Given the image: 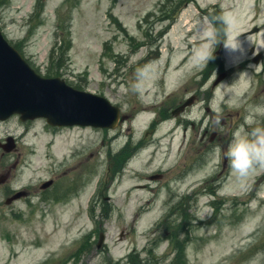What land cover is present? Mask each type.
Segmentation results:
<instances>
[{"label": "rangeland", "instance_id": "374dc122", "mask_svg": "<svg viewBox=\"0 0 264 264\" xmlns=\"http://www.w3.org/2000/svg\"><path fill=\"white\" fill-rule=\"evenodd\" d=\"M0 31L39 75L57 73L126 115L114 130L0 122V264H264V166L241 180L224 155L244 124L251 75L223 81L232 106L220 99L221 73L202 70L205 55L217 52L221 70L252 45L264 49V0H0ZM234 36L241 49L226 47ZM145 64L157 76L137 94ZM192 94L193 106L173 115ZM254 100L248 112L264 106ZM8 137L15 148L5 151ZM47 180L53 190L40 189ZM201 206L213 209L205 219Z\"/></svg>", "mask_w": 264, "mask_h": 264}, {"label": "water", "instance_id": "95a60500", "mask_svg": "<svg viewBox=\"0 0 264 264\" xmlns=\"http://www.w3.org/2000/svg\"><path fill=\"white\" fill-rule=\"evenodd\" d=\"M13 114L22 121L43 117L51 126L102 128L115 127L119 116L103 98L37 76L0 35V120Z\"/></svg>", "mask_w": 264, "mask_h": 264}, {"label": "clouds", "instance_id": "9594fccd", "mask_svg": "<svg viewBox=\"0 0 264 264\" xmlns=\"http://www.w3.org/2000/svg\"><path fill=\"white\" fill-rule=\"evenodd\" d=\"M225 23L231 26V19L225 18ZM200 31L206 34L209 38L215 35L214 29L201 23ZM239 36L232 38V43L226 47L232 49H241L242 42L238 40ZM209 55H205L204 59H208ZM157 67L155 64H145L136 68L134 73V82L131 85V90L137 94H143L144 90L151 87L152 82L156 79ZM221 101L227 97V103L232 106H238L237 97L232 94V89L229 84L221 82ZM217 113L222 109L219 104L216 107ZM264 115V106H257L250 109L244 117V124L233 132L232 139L224 152L225 157L230 161V166L233 174L243 180L247 178L256 168L257 165L264 166V123L257 121V116ZM219 123V119H217ZM247 126V129L245 127ZM250 129V130H248ZM216 152L219 154L221 149L218 147ZM213 209L210 207L201 206L197 212L200 219H205L210 216Z\"/></svg>", "mask_w": 264, "mask_h": 264}, {"label": "flooded vegetation", "instance_id": "af4514ba", "mask_svg": "<svg viewBox=\"0 0 264 264\" xmlns=\"http://www.w3.org/2000/svg\"><path fill=\"white\" fill-rule=\"evenodd\" d=\"M222 44V43H221ZM221 46V45H220ZM254 45H252L248 50H246L247 54H248V58L241 60L243 62V66L244 67H249L251 65H258L262 62H264V50H257V48L254 49ZM239 62L233 63L230 65L231 66H235L236 64H238ZM217 64H213L211 66L208 67V72L211 73H217L220 71L219 69V65ZM242 68V67H237ZM209 74V75H210ZM2 179H4L3 177H1ZM212 193V190L210 191Z\"/></svg>", "mask_w": 264, "mask_h": 264}, {"label": "bare ground", "instance_id": "6f19581e", "mask_svg": "<svg viewBox=\"0 0 264 264\" xmlns=\"http://www.w3.org/2000/svg\"><path fill=\"white\" fill-rule=\"evenodd\" d=\"M148 109H149V108L146 107V108H145V112H148ZM39 147H40V146H39ZM39 147H38V148H39ZM38 148H37V152H36V153H40V154H41L40 148H39V149H38ZM39 157H41V156H39ZM63 160H65L64 157H63ZM64 164L68 165V162H66V160H65ZM26 174H27V175H26V178H25V182L22 183V185H24V186H26V185L29 184L28 181L31 180L30 178H31V176H32V173H31V172H26Z\"/></svg>", "mask_w": 264, "mask_h": 264}, {"label": "trees", "instance_id": "16d2710c", "mask_svg": "<svg viewBox=\"0 0 264 264\" xmlns=\"http://www.w3.org/2000/svg\"><path fill=\"white\" fill-rule=\"evenodd\" d=\"M180 253H182V249L180 248V251H179ZM131 264H133V263H131ZM174 264V263H173Z\"/></svg>", "mask_w": 264, "mask_h": 264}]
</instances>
